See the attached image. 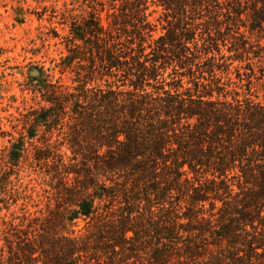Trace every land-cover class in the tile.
I'll return each mask as SVG.
<instances>
[{
  "label": "trees",
  "instance_id": "16d2710c",
  "mask_svg": "<svg viewBox=\"0 0 264 264\" xmlns=\"http://www.w3.org/2000/svg\"><path fill=\"white\" fill-rule=\"evenodd\" d=\"M109 1L106 26L72 27L77 85L40 83L32 132L0 156V264H264V99L252 62L230 70L249 48L221 54L211 29L241 0H155L157 35L149 0ZM40 125L62 140L28 151ZM23 159L47 187L16 184Z\"/></svg>",
  "mask_w": 264,
  "mask_h": 264
},
{
  "label": "rangeland",
  "instance_id": "374dc122",
  "mask_svg": "<svg viewBox=\"0 0 264 264\" xmlns=\"http://www.w3.org/2000/svg\"><path fill=\"white\" fill-rule=\"evenodd\" d=\"M218 1L224 3L226 7L228 2L229 4L234 2ZM240 3H242L240 19L235 17L232 22L229 21L228 28L227 21L221 19L220 23L211 27L212 34L218 39L221 54L240 56L242 54L240 47L245 45L249 48L250 59H247L245 54V59L234 60L230 70L233 71L235 66L252 62L253 90L262 101L264 72L262 73L257 65L264 71V22H254L250 15L253 14V10H259L258 13L264 14L260 7L264 0H241ZM112 11L109 0H0V156L20 136L32 132L31 111L46 104L42 100L40 83H51L70 90L77 85L76 61L71 62L70 66L62 64V59L70 53L73 44L80 45L82 50H86L84 48L86 45L82 41L72 42V27L90 21L92 14L106 26L111 20L109 14ZM146 12L149 21L156 24L154 35H157L160 33L161 25L166 24L162 7L156 6L155 0L153 2L149 0ZM205 18L207 17L204 16L197 22H203ZM218 28L220 32L215 33ZM233 46L239 47L238 50H233ZM214 53L219 56L218 53ZM255 55L263 56L258 58ZM220 62L228 64L231 60L225 57ZM230 75L234 76L232 72ZM96 83L103 82L99 80L92 82L93 85ZM34 131L33 139L24 138V147L28 151L46 143L52 145L63 137L59 130L53 129L48 132L41 125ZM45 139H48L47 142ZM62 149H66L65 145ZM20 164L22 171L17 185L28 184L34 186L36 190L47 187V177L37 168L33 170L29 165V159H23ZM28 208L31 209L29 206ZM5 213L3 209L0 216ZM86 228V222L82 219L73 227L75 234L84 233Z\"/></svg>",
  "mask_w": 264,
  "mask_h": 264
}]
</instances>
